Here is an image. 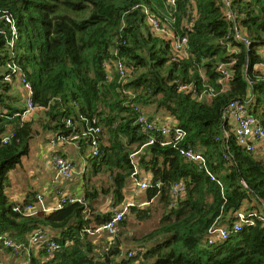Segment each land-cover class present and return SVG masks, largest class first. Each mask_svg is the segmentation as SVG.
Wrapping results in <instances>:
<instances>
[{
    "label": "trees",
    "instance_id": "trees-1",
    "mask_svg": "<svg viewBox=\"0 0 264 264\" xmlns=\"http://www.w3.org/2000/svg\"><path fill=\"white\" fill-rule=\"evenodd\" d=\"M230 1L229 8L223 0H0V236L28 244L33 232L45 228L62 245L53 254L32 247L29 264H264V155L246 150L234 134L221 140L224 108L250 93L251 112L264 126V70L257 67L264 62V0ZM228 11L248 37L249 51L235 40ZM3 15L15 19L17 61L38 109L30 119H22L25 101L5 80L13 36ZM150 15L164 32L154 30ZM166 31L188 37L181 52ZM219 64L230 71L225 87ZM185 83L201 98L181 90ZM137 107L151 119L175 123L183 134L178 146L163 145L168 137L162 135L147 143ZM36 136L47 143L70 138L85 149L94 175L85 180L83 202L33 214L15 211L38 204L37 191L19 201L7 193L10 170L30 153ZM188 146L203 153L215 180L180 155L179 148ZM136 170L149 176L150 185L142 199L134 198L121 228L130 216L144 222L158 211L161 220L126 241L120 230L99 254L102 245L85 230L106 223L131 200L126 192L140 177ZM181 182L185 193L171 207V189ZM241 210L257 214L251 216L255 224L210 244L209 230L230 227ZM131 249L138 256L129 260ZM2 250L10 251L3 240Z\"/></svg>",
    "mask_w": 264,
    "mask_h": 264
},
{
    "label": "built area",
    "instance_id": "built-area-1",
    "mask_svg": "<svg viewBox=\"0 0 264 264\" xmlns=\"http://www.w3.org/2000/svg\"><path fill=\"white\" fill-rule=\"evenodd\" d=\"M225 7H231V1L230 0H223ZM173 2V1H172ZM228 18L235 23L234 30L235 32V40L239 42H243L247 48V50H250V41L248 37L244 36L242 30H240L239 25L237 23V18L234 15L233 12L228 11L227 14ZM2 18L6 20V22L10 25V36H13V38L9 37L8 40V50H9V57L10 61L6 63V76L5 80L9 82L12 85H18L20 86L23 91H25V111L22 113V119H30L32 116H34L35 112L38 110L37 107L33 104L32 101V91H31V85L27 81L24 74L20 72V66L17 61V54L15 53V41H16V23L15 19L3 15ZM149 21L151 22L154 30L156 32H164L163 29L160 26V23L157 19H155L152 15L149 17ZM167 32V33H166ZM165 33L172 39L173 46L178 52H181V49L185 47L188 41V37L186 35L178 36L174 35L172 32L166 31ZM232 51L236 52L234 49ZM262 56L264 59V49L261 51ZM264 64V62H263ZM219 71H221L222 79L221 83H223V86L225 87L227 83V78L230 77V71L227 65L225 64H219ZM116 70L119 71V73L123 76L125 75V70L121 63H116ZM249 84L251 85V81H249ZM181 90H186L190 93H193L194 96L200 97V94H197V91H195L194 87L186 84H182ZM253 100V95L250 93L245 100H232L228 103V105L224 108L221 116V123H222V141L228 140L232 134L235 135L236 141L238 144L243 146L246 150L249 152H258L261 151L264 155V126L261 122H259L258 118L255 117V115L251 112V102ZM137 112L139 113L137 120V123L142 126V130L144 133L149 135V139L147 143H153L155 142V139L157 136L162 135L168 137V139H165L163 145H170L177 147L180 141V138L182 137L181 129L177 127L175 123H169V121H162V120H154L149 117L147 112L140 108H136ZM70 124V121L68 122ZM90 131H96L99 132L100 130L95 129L94 127H91ZM174 134V138H170V136ZM78 137V135H77ZM74 136L72 137V139ZM9 136H5L3 139V142L8 141ZM59 141L62 142H69V139H65L64 137H61L59 139H50L49 146L51 147L50 151V162L53 164L54 169L56 170L57 177L59 180H65V181H71L74 178V175L76 174L78 167L77 164L69 157L63 155L61 152H59ZM219 140V139H218ZM93 145H94V151L95 153H99V150L97 148V140L93 139ZM141 151V150H140ZM139 152H135L131 154V159L136 160V156H138ZM179 153L182 157H185L188 160H191L198 164V167L200 170H205L207 174L215 180L214 176L209 170L207 160L205 159V156L202 154L201 151L196 150L194 147H184L179 148ZM139 174L140 171L136 170L135 175ZM135 186L139 190H146L148 189V186L150 185L149 176L148 177H138V179H135ZM53 186L55 189L56 186ZM162 184L159 182L157 186H161ZM186 190V185L181 182L177 183L173 186L171 189L172 191V198H174L170 206L175 207L177 205V201L183 197ZM38 204L32 205L28 204L24 207L21 205L17 206L15 208V211L17 212H24L25 214H33L36 210L42 209L43 211H50L53 208H59L62 207L63 204L67 201L75 202L80 201L83 202V195L78 193H62L60 194L59 202L56 203L53 207H48L44 201V194L39 193L38 194ZM146 203V202H144ZM39 205V206H38ZM134 205V202L132 200L127 201L125 203V206L123 208L115 209L112 216L110 217L106 223L96 225L94 228H87L86 232L89 233L91 236H103L107 237V246L105 247V250H108V248L113 244L114 237L116 233L119 230L121 222L126 218L125 216L128 214L130 210V206ZM145 204H142L143 206ZM264 205V204H263ZM261 212L263 214V220H264V206L261 209ZM236 221L233 222V224L228 227L227 225L223 226H214L209 230V243L214 244L218 240L224 241L231 237L232 234H237L238 232L242 231L244 225H254L255 220L251 218V216L256 215L253 214H247L245 210L238 211L236 214ZM28 244L25 243H17L15 239L9 237V235H2L0 237L1 240H3L4 245L12 249L15 253H21L23 252L24 255L29 256L31 250V247H47L48 251L53 254V252H58L62 245L55 240V238L51 235V233L45 229V228H39V230H36L31 234L29 237ZM137 251L131 250L127 253V259H132L134 257H137ZM22 264H29V260L23 262ZM134 264H139V261L135 262Z\"/></svg>",
    "mask_w": 264,
    "mask_h": 264
},
{
    "label": "crops",
    "instance_id": "crops-1",
    "mask_svg": "<svg viewBox=\"0 0 264 264\" xmlns=\"http://www.w3.org/2000/svg\"><path fill=\"white\" fill-rule=\"evenodd\" d=\"M260 69L264 70V64H259L257 65ZM17 91L20 92L22 95V101L24 102V93L22 88L19 86H16ZM15 89V90H16ZM25 92V91H24ZM59 143V152H61L63 155L71 158L78 167V170L76 174L74 175V178L71 181H65V180H59L57 177L56 170L53 167V164L50 162V151L51 147L49 146V142L47 144L48 146V152H45L44 150V156H45V161L43 162V165L40 166L42 170L45 171L46 173V178L42 179L44 185L43 189H38V188H33L31 187L30 189H25L23 192H13L15 194H11V192L15 189L14 186L12 185L11 189L9 190L10 193L9 196L12 200L14 201H19L24 198V196L27 194L29 191H37L38 193H43L44 194V199L47 202L48 207H53L56 205L58 200L60 199V194L62 193H78V194H83L84 192V184L86 183V179L89 178V176L94 175L93 170H90V164L86 163L85 161V149L81 150V147L75 143L74 141H69V142H61L58 140ZM94 177V176H93ZM40 178H37L35 181H37ZM22 181H24V177H22ZM17 183V182H16ZM56 186L54 189L53 186ZM128 192H126V197L128 199H131L132 201H135L136 199H141L143 197V193L141 192L142 190H139L135 184H131ZM57 189V190H56ZM136 198V199H134ZM102 205H108L109 200L106 201V199H102ZM130 201V200H129ZM143 201H146L145 199ZM45 202V203H46ZM108 202V203H107ZM102 207V206H101ZM103 210V208L101 209ZM105 240L102 241V243ZM4 251H0V258H2V253ZM5 256L4 262L9 258ZM3 259V258H2Z\"/></svg>",
    "mask_w": 264,
    "mask_h": 264
},
{
    "label": "rangeland",
    "instance_id": "rangeland-1",
    "mask_svg": "<svg viewBox=\"0 0 264 264\" xmlns=\"http://www.w3.org/2000/svg\"><path fill=\"white\" fill-rule=\"evenodd\" d=\"M16 89V88H15ZM19 92L17 89L15 90V94ZM20 93V92H19ZM24 93V91H23ZM22 97V95H21ZM47 142L43 141V138L41 136H36L34 139L31 140L30 146L31 150L28 155H24L21 158V163H18V166L10 170V186L7 190V193H10V189L12 185L14 186V190L11 192V194H15L13 192H23L25 189L38 188L43 189V181L42 179L46 178V173L44 170L40 168L41 165H43V162L45 161L44 156V150L45 152H48V146ZM22 177H24V181H22ZM37 178V181H35ZM17 182V183H16ZM143 197H141L142 199ZM144 200V199H143ZM39 206V205H38ZM161 213L158 211H155L152 215V217L144 222H138L135 217L130 216L127 227L120 228V230L123 232V236L126 238L128 236L137 235L140 236L144 233L149 232L153 227L157 226L161 220ZM103 239L99 238L98 243L101 244V241ZM30 250H33L31 247ZM9 257L5 262L3 261V264H22L23 262L29 260V257L27 255H24L23 252L21 253H15L12 249H10L9 252H3L2 258ZM6 257V258H7Z\"/></svg>",
    "mask_w": 264,
    "mask_h": 264
},
{
    "label": "clouds",
    "instance_id": "clouds-1",
    "mask_svg": "<svg viewBox=\"0 0 264 264\" xmlns=\"http://www.w3.org/2000/svg\"><path fill=\"white\" fill-rule=\"evenodd\" d=\"M260 48H261V51H262V50L264 49V46H262V47H260ZM261 64H263V63H261ZM16 86H18V85H15L14 88H16ZM19 87H20V86H19ZM20 88H21V87H20ZM22 90H23V89H22ZM24 97H25V92H24ZM51 139H53V138H51ZM69 141H70V140H69ZM72 142H73V141H72ZM202 154H203V153H202ZM208 167H209V166H208ZM209 170H210V169H209ZM204 171H205V170H204ZM205 172H206V171H205ZM210 172H211V171H210ZM206 173H207V172H206ZM82 195H83V194H82ZM96 225H100V224H96ZM96 225H95V226H96ZM120 228H121V224H120V227H119L118 232L120 231ZM90 229H91V228H90ZM85 231H86V230H85ZM118 232H117V233H118ZM86 233H87V232H86ZM117 233H116V234H117ZM88 234H89V233H88ZM90 236H91V235H90ZM209 236H210V234H209ZM0 237H1V236H0ZM91 237L94 238V240L96 241V243H98L99 238L105 240L103 243H102V241H103V240H102V241H101V244L99 243V244L102 245V246L97 248V251H98L99 254H100L101 251L105 250V247H106L107 244H108V243H107V237H103V236H101V237H99V236H91ZM115 238H116V235H115L114 239H115ZM208 239H209V237H208ZM113 243H114V240H113ZM112 245H113V244H112ZM112 245H111V246H112ZM97 246H98V245H97ZM111 246H110V247H111ZM131 250H135V249H131ZM131 250H129V251H131ZM129 251H126V254H127ZM30 253H31V252H30ZM29 256H30V254H29ZM29 256H28V257H29ZM29 258H30V257H29ZM134 258H136V257H134ZM130 260H132V259H130ZM137 261H138V260H135V262H137ZM0 262H1V261H0ZM135 262H134V263H135ZM134 263H132V264H134Z\"/></svg>",
    "mask_w": 264,
    "mask_h": 264
},
{
    "label": "bare ground",
    "instance_id": "bare-ground-1",
    "mask_svg": "<svg viewBox=\"0 0 264 264\" xmlns=\"http://www.w3.org/2000/svg\"><path fill=\"white\" fill-rule=\"evenodd\" d=\"M148 12H149V11H148ZM147 14H149V13H147ZM185 84H186V83H185ZM225 86H226V85H225ZM196 99H197V97H196ZM55 135H56V134H55ZM102 152H103V151H102ZM102 155H103V153H102ZM102 155H101V156H102ZM56 190H57V189H56ZM144 191H145V190H144ZM261 206H262V205H261ZM0 241H1V240H0ZM56 253H57V252H56ZM134 260H135V259H134Z\"/></svg>",
    "mask_w": 264,
    "mask_h": 264
}]
</instances>
